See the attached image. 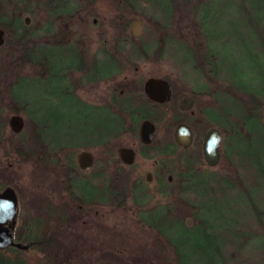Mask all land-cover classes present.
<instances>
[{"label":"flooded vegetation","instance_id":"af4514ba","mask_svg":"<svg viewBox=\"0 0 264 264\" xmlns=\"http://www.w3.org/2000/svg\"><path fill=\"white\" fill-rule=\"evenodd\" d=\"M78 7L75 9L59 10L57 13H37L35 16H39L42 22H44V32H46V35L44 37L35 36L34 33L37 31L36 29H40L39 27L32 29L31 26V31H27V34H30L29 32L32 33L34 56L30 54L28 55V59H13L11 62L13 68H10L8 71L1 70L0 194L5 189H9L15 197L16 213L14 220H12L13 226L12 228L9 227L13 243H16L13 238L15 220H17L19 211L22 210L25 221L31 219L43 221L40 224V228L39 225L36 226L37 233L39 231L43 238L47 237L48 229L50 228L53 259L60 260L82 256L88 264H105L107 260L106 254H111L112 252L121 254V252L129 250L131 246L129 244H122L120 247L104 248L105 231L102 218L98 217L99 210L102 207L101 205H107L109 200L116 202V207L120 210L127 203L131 205L130 169L134 164L133 161L136 156V151L132 146L139 147L141 151L152 149V140L160 125L158 124L156 126L149 120H140L139 125L142 122L148 121L153 126V134L148 145L143 144L139 140V125L135 137H132L128 133L134 141L131 146L116 143V139H112L110 136L105 137L104 143L95 144V134L93 131L95 122L88 118V116H91L89 111L93 109H105L110 103L108 99L112 98V96L116 98V96L122 97L125 94L134 95L137 93L143 96L146 101L148 99L142 90L144 83L133 82L131 78L124 76L121 78L122 81L108 89V93L99 95L95 99L97 102L96 106L98 107H91L87 99L92 95L93 91H99V87L96 85L106 77L104 72L100 71V62L96 64V68L93 66V63L89 67L91 63L90 58L92 57L90 55V60L87 59L86 54L88 51L86 50L95 42L93 51L95 56L98 55L101 60V51L99 50L100 41L95 38H93V41L86 39L87 37L85 38L83 12ZM92 23L95 22L93 21ZM23 24L25 27H28L25 23ZM0 28L2 29V27ZM2 31L4 44L6 33L3 29ZM125 72H121V74L115 76H121ZM89 74L93 75L91 82L89 81ZM212 77L214 78L216 76ZM109 78L111 77H107V79ZM47 79L49 80L47 84H50L49 89L54 83L56 85L52 92H46L47 98L44 102L46 106L40 113L48 111L55 115L56 122H53V124H41L40 119L38 123L37 118L31 113L34 107L37 109L39 107L40 109L43 108V103L42 101L39 102L38 98L34 95L35 93L31 92L33 89L30 86L31 84L37 85L42 80ZM202 79L204 81L209 79L208 81H210L212 78L207 76L202 77ZM167 83L169 84L168 81ZM206 83L204 82V84ZM120 84L126 85L123 89L115 90V87ZM202 87L205 88L204 86ZM37 88H39L38 85ZM169 88L171 90L169 100L167 103L159 104L165 105L166 107L164 110L166 118L163 123L168 120H172L174 123L175 120H178L176 122L177 124L172 128V140L174 128L179 124L184 125L190 131L191 139V143L187 148L178 147L175 143L174 145L178 147V150L184 152L192 146H195L194 148L197 151L194 152H199L196 154L199 155L197 157L198 159L192 156L190 159H187L192 168L201 170L205 167L212 170L218 167L222 161L223 153L222 133L221 129L212 123L209 113L211 109L208 108L209 105L200 104L202 97L199 96H202L203 93H199L201 91L199 89L193 91L184 87L182 89L183 91L180 89L176 92L174 90L175 88L170 84ZM182 95L191 101L188 110L179 107V97ZM173 100L176 103L175 101L173 103ZM148 101L152 105H157V103ZM21 109L22 111L15 112V110ZM68 113L79 119L74 124H76L75 126L79 124L80 128L78 126V129L73 133L72 142H59L62 137L59 132L62 128L66 127ZM11 116L20 117L22 120V128L19 133L13 132L9 128ZM26 123L31 128V132L29 136L26 135L23 140H20L23 126ZM71 128H73V125ZM210 129L218 131L222 138L218 147L219 162L212 168L205 165L201 156L202 138ZM55 130L57 131L56 133ZM53 135L56 136V142L53 141ZM122 149L129 150L132 153L131 164L127 165L122 161L119 153ZM16 152L22 153V155L19 156ZM82 154L85 155L83 157L88 158V166L85 168L80 166ZM54 156L56 157L55 159ZM44 160L47 164L46 167L49 168L46 176ZM51 160L53 161L52 164ZM18 163H28L31 166L30 174H32L29 175L34 178L38 176L37 178L41 182L36 181V186H25L21 189L18 182H20L22 177H19L15 169ZM183 169L184 167L179 170L178 175L183 173ZM165 173L164 167H157L155 164L153 166V172H147L143 178L147 183L152 179L157 180L158 187L155 190V194L160 197H164L165 195L164 193H159L158 190H161L165 184L171 185L174 183V179L172 180L170 176H166V183L163 182L162 177ZM100 176L102 180L103 178L106 180L102 183L106 186L102 187L105 189L103 194L104 201L101 200L99 192L101 187L99 184ZM108 187L110 189L109 193L106 192ZM113 192L115 198L113 197ZM135 196L139 198L141 195ZM168 198L172 201L170 197ZM126 209L128 210L127 207ZM125 219L127 223L124 225L128 227V223L133 224L134 216L132 215L131 218L127 217ZM48 220H50V223L47 222ZM45 225L48 226V229L46 234L43 235L41 229ZM4 227L7 226L5 225ZM25 236L33 235H26L25 233L23 237ZM111 236L109 234L106 237L110 239ZM8 247L14 248L12 245ZM8 247L4 250L8 249ZM123 254L127 257L129 256L126 252Z\"/></svg>","mask_w":264,"mask_h":264},{"label":"trees","instance_id":"16d2710c","mask_svg":"<svg viewBox=\"0 0 264 264\" xmlns=\"http://www.w3.org/2000/svg\"><path fill=\"white\" fill-rule=\"evenodd\" d=\"M153 1L152 5L156 4L159 6L164 16H166L165 23L167 26L172 25L170 20L173 10L177 9L176 4L172 5L174 0H168V2H163L161 5L156 0ZM179 1L182 4V1L185 0H176V2ZM40 2V0H0V27L6 33L4 44L0 46V54L4 56L5 61L9 57V62L7 63L9 68H13L11 65L13 59H28L30 54L34 56V50L31 47L32 43H30L32 42V33L29 32L31 35L27 34L28 30L31 31V25L25 27L22 23V18L25 15L32 17L37 15V13L50 12L47 11L46 7L43 8ZM232 2L234 6L237 5L236 8L234 7V11L239 18V27L243 29L244 43L248 48V55L245 56V59H251V63L246 68V71L235 75V79L231 83L234 88V90L232 89L233 92H228L224 89L214 95L217 111L214 112L211 109L209 113L212 123L221 129L223 138L222 159H225L231 166L233 165L232 168H238L244 172V177L246 176L248 179H246V182H238V180L231 182L227 178L222 179V177L218 176H212V178L208 179L203 174H199L201 170L192 168L188 160L185 159L183 173L173 181V184H165L161 190H158L159 193L169 195L170 199H172L170 204H162L152 207L151 210L141 211L139 220L133 221L135 225L142 223L140 230H145V235L149 236L151 241L154 240V243L152 242L155 248L152 258L154 262L150 263L151 258L149 262L146 254L145 256L144 253L142 255V251L138 252L140 253L139 256L133 257L112 252L111 254H106L107 260L105 264H131L130 261L132 262L134 261L133 259L138 258L141 261L139 263H142L143 260L144 264L147 261L148 264H162V262L165 264V261L166 264H212L210 251L215 253L221 262L220 248L214 244L215 242L210 238V233L208 232L213 225L215 226V222H218L213 219L215 213L213 214L210 210L214 205L218 207L221 205L216 201L212 203L210 201L204 202L203 205L202 203H194L192 205L181 199L180 196L183 193H187V191H193L194 196L203 198L207 193L208 187L206 188V186L215 183L220 186L221 190H230L236 186L241 187L242 192L247 196L248 202H251L250 195L259 190H264V125H262L257 112V107L260 106L259 104L264 98V0H234ZM183 5L185 9V4ZM89 7H91V4L87 2L78 7L83 12V20L85 21L93 13ZM114 8V14L110 16V19L102 20L99 23L100 26L102 25L99 46L101 60L99 65L100 71L104 72L106 78L119 75L126 69H130L134 64L150 60L149 56H154L161 52V46L163 45L159 40L160 38L156 37V32L160 28L156 21H152L151 27L153 29L146 28L151 30L150 34L141 33L139 38L130 36L127 27L132 20L128 17L133 14L134 8L131 0H115ZM180 18L182 17L177 15L172 18L176 30L175 34L178 36L176 38L183 41V46L188 43L191 48L193 47V50H191L185 46L184 53L186 52L190 57L185 56L183 59L187 60L190 65H194L195 58L199 55V52L194 50L196 46L194 47L192 39L198 37L203 39L202 50L204 54L202 53V60L204 61V66L211 70V68H217V64L222 65V62H217L220 56L213 51L212 41L216 37L208 32L207 25L199 21L197 22L198 24H195L187 17L186 23L190 26L189 29L192 30V33H184L183 36L181 32H178L179 29L176 28V26L179 27L178 23L181 24L183 22L179 20ZM259 57L262 58V66L254 62V59ZM9 68L7 66L4 71L9 70ZM212 75L215 76L214 73ZM125 85H117L115 90L123 89ZM234 92L239 96L234 95ZM108 100H110V103L105 109L89 111L91 116H88V118L95 122L93 127L95 144L104 143L106 136L117 139L118 135L129 133L132 137H135L136 126L140 120H149L157 126L162 121L166 108L165 105H152L137 93L134 95L125 94L122 97L116 96V98L112 96ZM19 111H22V109L15 110L16 113ZM31 113H33L39 123V115L41 114L39 109L34 107ZM50 115L52 121L56 122L55 115L51 113ZM40 123L43 124L45 122L40 121ZM176 150H178V147L175 145L169 149V151L177 153ZM16 153L19 156L22 155V153ZM52 163L53 161L51 160ZM46 166L47 164L44 160L45 175L49 171ZM102 182L103 180L100 176L99 184L101 185ZM243 184L246 186L243 187ZM137 188L139 187L132 185L131 192L139 193L141 196L138 199H143L145 202L148 199L147 195L142 194L143 189L138 191ZM99 192L101 200L104 201L103 194L105 189L102 186ZM113 197L115 198V195ZM179 205L188 206L189 215L176 213ZM222 206L225 208L229 207L228 202L224 201ZM250 207L254 211L255 218L261 219L264 216V211H261L256 205L253 206L251 203ZM186 217H189L194 223L191 228H187L186 223L183 222ZM225 231L227 232L228 229ZM174 234L178 237V241ZM50 238V235L47 238H43L39 234L36 239L28 237V241L24 243L27 247L26 250L12 247H8V249L3 251L0 250V264H40L37 258L31 254L29 256L26 255V252L29 250L41 252V250L46 248L45 244H52ZM48 248V264H88L82 256L60 260L54 259L53 261L52 245H49ZM167 248L172 250L171 255L173 257L168 256ZM187 249L188 254L185 253ZM195 251L204 255V258H196Z\"/></svg>","mask_w":264,"mask_h":264},{"label":"rangeland","instance_id":"374dc122","mask_svg":"<svg viewBox=\"0 0 264 264\" xmlns=\"http://www.w3.org/2000/svg\"><path fill=\"white\" fill-rule=\"evenodd\" d=\"M40 1V4L43 8L46 7L47 11L54 13H57L59 10H67L72 8L75 9L79 5L85 4V2L90 3L91 7L89 8H91L93 13L89 18L86 19V21H83V30L85 31V38L87 37L86 39L92 41L94 40L93 38H95L96 40L99 39L100 41L102 25L100 26L99 23L102 20L110 19V16L114 14L115 10V0ZM156 1L160 3V5L163 2H168V0ZM232 1L234 0H185L182 1L183 3L181 4L180 1L176 2V0H174L172 2V5L176 4L177 9L173 10L174 12L170 20L172 21V25L167 26V24L165 23L166 16H164L163 11L160 9L159 6H157L156 4L152 5V3L154 2L153 0H131L134 8L133 14L129 15L128 18L132 20H141L142 34L144 32L147 34L151 33V30L146 28L153 29V27H151L152 21H156L158 27H160L156 32V37H159L160 42L163 43V45L161 46V52H158V54L154 56L150 55V60H145L144 62L134 64V66H132L130 69H126V72L121 76L113 75V77L109 79L103 78L101 81H99L100 83L96 85L97 87H99V91H93L92 95H90L87 99V101H89V103L91 104V107H98L96 106L97 102L95 99H97L99 95L108 93V89L114 86V84H117L118 82L122 81V77L127 76L131 78L133 82L137 81L140 84L144 83L147 78L164 79L167 80L173 88H175L174 90L176 92H178V90L180 89L181 91H183V87L193 91H197V89H199L201 90L199 91V93H203L202 96H199L202 97L200 104H208V108L217 110V107H215L216 98L214 97V95L217 94L220 90L224 89H226L228 92H233L232 89L234 90V88L232 87L231 83L233 79H235V75L246 71V68L251 63V59H245V56L248 55V48L245 46L244 43L243 29L239 27V18L236 15V12L234 11V7L236 8L237 5L234 6L232 4ZM183 4H185V9ZM174 15L182 17L179 20H182L183 22L181 24L178 23L179 27L176 26V28L179 29L178 32H181L183 36L184 33H192V30L189 29L190 26L186 23L187 17L190 18L189 20H191L195 24L199 21L200 23L207 25L208 32H210L216 37L212 41V45L213 51L220 56L219 59L217 57V62H222L223 66L221 64H217L218 67L211 68V70L208 69L207 66H204V61L202 60V53L204 54L202 50L203 39L198 37L192 39L194 47L196 46L194 50H197L199 52V55H197V57L195 58L194 65H190L187 60L185 61L183 59V57L185 58V56L190 57L188 54H186V52L184 53L185 46H187V48L191 50H193V47L191 48L188 43L183 46V41L177 39L178 36L177 34H175L176 30L174 26V20H172ZM27 17L29 19V21H27V26L31 25L32 29L38 27L40 28L36 29L37 31H35L34 33L35 36L44 37L46 35V32H44L45 26L44 22H42L39 16L30 17V15H25L23 16L22 21L24 18ZM93 21L95 23H92ZM127 28L130 29L129 26ZM234 37L235 39H233ZM94 44L87 48L86 51L88 52L86 56L87 59L90 58V55L92 57L90 58L91 60L89 59L91 62L89 64V67H91L93 63V66L96 68V64L100 62V57L98 55L95 56V53L93 51L95 48ZM31 47L33 48V43L31 44ZM8 62L9 57L5 61L4 56L0 54V75L1 70L4 71L7 66L9 68V64H7ZM254 62L256 64H260V66H262L263 64L261 57H259L258 59H254ZM213 73L216 76L214 78L212 77ZM207 76L209 78L211 77L212 79L210 81H208L209 79L207 81H204L202 77ZM92 80L93 75L89 74V81L91 82ZM48 82L49 80L47 79L42 80L39 84H37L40 89L37 88V85L35 84H31L30 86L33 89L31 92L35 93L34 95L38 98V101H42L43 103V108L40 109L39 107V113L42 109L44 110V107L46 106L44 103L45 99L47 98L46 92L50 93L52 92V90L55 89L54 87L56 83H54L49 89L48 87L50 84H47ZM204 82L207 83L204 84ZM202 86H204L205 88H203ZM234 95L239 96L235 92ZM174 101L175 100H173V103ZM259 105L260 106L257 107V112L260 116L262 125H264V98L262 99L261 104ZM68 114L69 115L67 123L65 124L66 127L62 128L60 132L58 130L60 135H62L61 140L59 142H72L73 133L78 129V126L80 128L79 124L78 126H75L76 124H74V122L79 121V119L75 118V116H72L70 113ZM39 116L41 122L49 124H53L54 122L50 118L51 115L48 111L42 112ZM165 118L166 116L163 115L162 121L158 123L160 127L158 128L154 139L152 140V150L141 151L139 147L137 148L135 145L132 146L136 151V156L133 161L134 164L130 169L131 189L132 185L139 187L137 188L138 191H140V189H143L142 194L147 195L148 199H146L145 202L142 199L139 200L138 197L135 196L139 195V193L131 192V205L127 203V206L124 205L121 211L119 208L116 207V202H111L112 200H109L107 205H101L102 207L99 210L98 216L102 218V224L105 231L104 248L108 249L109 247H120V245L122 246V244H129L131 248L129 250L121 252V254L126 252V254L128 253V255L133 257L136 255L139 256L140 253L138 252L142 251V255L143 253L144 256L146 254V258H149V262L151 258L150 263L154 262L152 261L153 253L155 250L154 244H152V242L154 243V240L151 241L150 237L145 235V230H140V227H142V223L138 224L139 226L132 223H128V227L125 226L124 224L127 223L125 218H131V216L133 215L134 220H139L141 211L147 209L151 210L152 207L159 206L162 204H170L171 200H169L168 198L169 195H165L164 197L156 195L155 190L158 187L157 180L152 179L149 183H147L143 179L144 175L147 172H153V166L156 164L157 167L161 166L165 168L166 173L162 177L163 182H165L166 176H170L172 180H175L179 176V170L184 167V160L190 159L191 156L195 157V159H198L197 157L199 156L196 155L199 152H194L197 151L194 148L195 146H192L186 152L182 150H176L177 153L169 151V149L173 148L174 146V141L172 140V128L175 124H177L176 122L178 120H175L174 123L172 122V120H168L163 123L165 121ZM140 122L137 123L136 131ZM72 125L73 128H71ZM23 127L24 128L21 133L22 137H20V140H23L24 136L26 135L29 136L31 132V128L29 127V125H27V123ZM56 132L57 131L55 130V133ZM53 141H57L56 136L54 135ZM117 142L124 146H131L134 141L132 137L127 133V135H118L116 139V143ZM154 150L155 152L159 153L153 152ZM227 164L228 162H226L225 159H222L218 167L212 170L203 167L201 169V173L199 174H203L204 177L208 179L212 178V176H218L222 177V179L227 178L231 182H233L234 180H238V182H246V179L248 178L246 176L244 177V172H242L238 168H232L233 165L231 166L230 164ZM16 165V173L19 174V177H22L20 182H18L21 189L25 186H36V181L41 182L39 181V178H37L38 176H36L35 178L30 176L32 175L30 174L31 166H29L28 163H18ZM104 180L105 179L103 178V181ZM102 183L100 186L106 187ZM244 186L246 185L243 184V187ZM206 188L207 193L203 198L194 196L193 191H187V193H183L180 198L184 199L186 202H188V204L192 205L194 203H202L203 205L204 202L209 201L211 203L213 201H216L217 203H219V205H221L220 207L214 205L210 210L213 212V214L215 213L213 219H216L218 222H215V226L213 225V227L208 231L210 233L209 236L211 239H213V242H215L214 244H216L217 247L220 248L221 252V262L218 260V256L215 255V253H212L211 251L209 252L211 263L264 264V216H262L261 219H257V217L255 218L254 211L250 207V204L252 203L253 206L256 205L261 211H264V190H259L254 194L250 195L251 202H248L247 196L245 195V193L242 192L241 187L236 186L230 190H221L219 185L212 183L210 186H206ZM109 191L110 189L108 187L106 192L109 193ZM224 201L228 202L229 207L225 208L222 206ZM126 207L128 208V210L126 209ZM176 213H184L185 215H189L188 206L184 207L179 205L178 209L176 210ZM185 220H189L190 223L187 228H191L194 225V223L189 217L184 218V223ZM15 221V229L13 231V238L15 240L14 242H19L24 245L25 241H28V237H31L33 239L38 238L40 233L38 231L37 234L36 226L39 225L40 228V224L43 221H35L32 219L25 221L22 210L19 211L17 220ZM47 222L50 223V220H48ZM226 229H228L227 232L225 231ZM48 230L49 231L47 237H49V235L51 236L50 228ZM25 233L26 235L33 236L23 237V234L25 235ZM109 234L110 236L112 234L110 239L106 237ZM174 237L178 241V237L175 234ZM49 245L45 244L44 246H46V248H42L43 250H41V252L29 250L26 252V255H33L39 260L38 262L40 264H48L47 254H49ZM167 251L169 255H166H168L169 257L172 256V250L167 248ZM185 253L188 254V249L185 251ZM194 254L196 258H204V255H202L198 251H195ZM133 260L134 261L132 262L130 261L131 264H144L143 260L142 263H139L141 262L139 258ZM148 261L146 262V264H148ZM162 264L164 263L162 262Z\"/></svg>","mask_w":264,"mask_h":264},{"label":"water","instance_id":"95a60500","mask_svg":"<svg viewBox=\"0 0 264 264\" xmlns=\"http://www.w3.org/2000/svg\"><path fill=\"white\" fill-rule=\"evenodd\" d=\"M28 17L24 18V22L27 25ZM129 32L131 37L139 38L142 33V22L141 20L135 19L129 25ZM3 31L0 28V44H3ZM142 90L145 97L157 104L167 103L169 100L171 90L167 81L159 78H147L143 84ZM179 107L184 110L190 108V99L185 96L179 97ZM9 128L11 131L19 133L22 128V120L20 117L11 116L9 121ZM139 140L145 145H148L153 134V126L147 121L142 122L138 128ZM201 143V156L205 165L209 168L215 166L218 162V147L221 143V136L218 131L210 129L207 131ZM173 140L176 146L182 148H187L190 143V131L184 126L179 124L174 128ZM120 157L124 163L131 164L132 153L129 150L122 149L119 151ZM81 155L80 166L85 168L88 166V158ZM86 158V159H84ZM86 160V161H85ZM148 180V179H147ZM16 201L14 194L11 190L5 189V191L0 194V249L4 250L9 245H12L16 249L26 250L27 247L20 243H13L10 228L13 226L14 216L16 213ZM188 226L189 220H185ZM7 227H4V226ZM9 225V226H8ZM48 226H44L41 230L43 235L46 234Z\"/></svg>","mask_w":264,"mask_h":264}]
</instances>
